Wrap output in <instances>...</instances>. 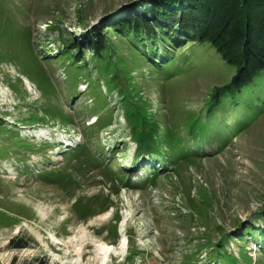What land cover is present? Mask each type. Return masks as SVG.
Returning a JSON list of instances; mask_svg holds the SVG:
<instances>
[{"label": "rangeland", "instance_id": "rangeland-1", "mask_svg": "<svg viewBox=\"0 0 264 264\" xmlns=\"http://www.w3.org/2000/svg\"><path fill=\"white\" fill-rule=\"evenodd\" d=\"M133 2L139 0H0V264H206L207 256L221 264H264V244H256L262 237L241 239L236 231L237 222L257 225L264 207V80L251 92L247 125L221 150L206 147L178 166L164 147L152 148L146 130L158 124L190 131L182 113L201 111L212 87L233 73L212 48L186 43L183 52L193 54L180 63L186 67L156 80L160 69L143 61L139 68L140 57L110 32V68L135 70L128 96L119 100L123 107L99 80L113 107L102 128L93 118L105 109L91 106L103 101L87 97L85 83L75 97L66 92L71 82L59 54L65 40L80 41ZM84 53L93 70L92 50ZM57 108L73 122L54 120ZM133 127L142 128L140 138ZM81 145L85 154L65 155ZM47 173L73 180L40 176ZM22 236L28 245L14 247ZM220 238L225 250L211 243ZM100 243L109 244L106 255Z\"/></svg>", "mask_w": 264, "mask_h": 264}, {"label": "trees", "instance_id": "trees-1", "mask_svg": "<svg viewBox=\"0 0 264 264\" xmlns=\"http://www.w3.org/2000/svg\"><path fill=\"white\" fill-rule=\"evenodd\" d=\"M102 25L100 28L86 30L83 37L79 38L80 41L76 37L65 40L59 52L67 63L66 77L71 82L70 87L66 89L69 97H75L78 85L85 83L87 89L83 93L91 99L96 95V98L103 101L102 104L94 103L91 106V109L96 111L105 109L102 116L95 118L96 128L105 127L111 121L113 109L110 106L111 97L107 98L105 94L112 95L115 92L119 103L120 99L128 96L124 94V90H128L134 79L129 70L135 69L129 65L124 68L115 67V72L114 66L110 68V49L114 44L109 42L110 32L115 33L117 38L127 41L129 50L140 57L139 68L145 63L160 69L155 75L156 80L164 78L165 75L178 73L186 67L180 63L193 55L191 52H183L186 43H189L188 46L198 44L212 48L226 67L233 68L230 78L222 84L214 85L203 99L201 111L191 110L182 113V117L187 118L191 124L187 134L179 129L158 127V124L146 130L149 140L155 143L152 148L160 151L164 147L162 151L166 153V158L177 166L183 158L190 159L196 154H201L206 147L209 151L221 150L227 141H230L233 132H239L247 125L243 120L245 118L247 121L251 120L249 110L252 109L249 106L253 104L249 100L250 95L255 83L264 80V0H139ZM106 26L108 30L104 32L105 29L102 28ZM85 48L92 50L90 59L94 65L93 70L85 62ZM180 49L182 51L176 54V50ZM99 80L104 82V95L100 91ZM13 86L16 87L14 84ZM40 86L55 93L53 86L48 88ZM141 95L144 100L143 91ZM48 110L50 112L51 109ZM58 113L59 117H55L54 120H62L63 123L73 122L66 120L67 117L62 116L60 109ZM138 131H142V128H132L136 138L141 137ZM166 138L172 139L171 142L164 144ZM214 140L216 145L213 144ZM86 149V145H81L75 150H67L65 155L72 156L73 152H76V159L80 154H85ZM151 165H155L154 162H151ZM153 174L152 172L151 176ZM40 176L49 180L54 179L58 183L73 180L71 176L61 180L59 173ZM73 203L74 207L83 205H80L79 199H75ZM182 204L185 205V201ZM177 207L180 209L182 206L177 204ZM185 213L193 220L188 209ZM255 216L260 219L257 225H252L249 221L237 222L236 231H241L239 234L241 239L246 236L256 238L257 232L262 238L261 241H256V244L261 247L264 244V207L257 211ZM19 238V242L13 244L14 247L28 245V240L24 236ZM211 243L223 246L225 250L221 238L212 240ZM262 250L264 252V247ZM206 259V264H210L208 256ZM211 264L221 263L215 260Z\"/></svg>", "mask_w": 264, "mask_h": 264}, {"label": "bare ground", "instance_id": "bare-ground-1", "mask_svg": "<svg viewBox=\"0 0 264 264\" xmlns=\"http://www.w3.org/2000/svg\"><path fill=\"white\" fill-rule=\"evenodd\" d=\"M107 245H109V244L108 243L107 244L100 243V245H99L100 252L103 253L104 255H106L107 252L109 251V247Z\"/></svg>", "mask_w": 264, "mask_h": 264}]
</instances>
